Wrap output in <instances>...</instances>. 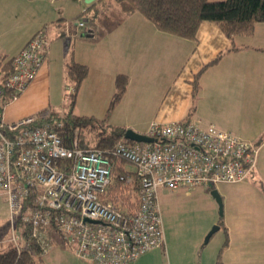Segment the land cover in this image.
<instances>
[{"label":"crops","instance_id":"obj_1","mask_svg":"<svg viewBox=\"0 0 264 264\" xmlns=\"http://www.w3.org/2000/svg\"><path fill=\"white\" fill-rule=\"evenodd\" d=\"M36 1L40 6L45 5L41 18L33 22L30 32L16 46L11 47L6 42L14 39V36L8 37L10 34L1 41L0 62L11 59L44 21L51 22L55 31L49 32L46 55L34 77L16 99L2 107L3 120L12 122L41 115V111H54L49 102H41V97L46 95L43 91L67 101L65 93L71 91L72 84L66 79L65 67L71 60L88 66V74L80 84L76 103L78 96L83 98L86 92L104 97L112 95L115 75L127 74V88L117 104L120 115L115 121L108 117L110 124L142 132L152 120L165 123L190 118L201 124L213 123L218 128L230 130L258 148L256 166L251 175L237 182H219L222 189L219 191L228 203L222 218L227 232V244L223 248L215 244L209 246L208 239L205 240L211 225L219 220L215 203L211 205V197L206 190L212 186L183 185L178 188H187H176L173 194L199 192L196 196L202 195L201 203L206 205L205 200L209 202L207 214L197 217L194 230L187 233L185 228L189 225L182 226L172 208V220L164 244L144 252L132 264H143L155 254L167 264H214L217 253H220L224 264H260L261 258L264 261V226L260 222L264 221V22H257L252 34L235 36L231 40L214 22L202 21L195 39H188L160 31L141 13H124L109 0H84L85 3L90 2L86 3L85 12L89 28L79 34L64 35L63 20L66 19L67 4L71 1ZM101 20L107 22V28L102 32L105 34L96 39L95 31L100 27ZM14 27H8L9 31L1 33L4 36ZM233 44L239 48L226 51L199 73L200 86L193 98L191 82L194 75L218 52ZM163 76L164 85L161 84ZM215 77L225 81L224 101L216 99L219 96L214 89L220 81L216 79L215 82ZM134 82L137 88L133 87ZM209 88L212 93H209ZM230 88L232 91L227 92ZM158 92L161 95H157ZM153 97H161V100L150 114L134 119L132 112L137 108L138 99L149 98L152 103ZM90 98L93 99V96ZM9 105L12 106L7 108ZM89 109L86 112L88 115L99 117L96 112L99 110L93 105ZM102 118L106 119L105 116ZM257 222L256 233L262 235L260 243L254 234H248L252 229L246 225Z\"/></svg>","mask_w":264,"mask_h":264},{"label":"built area","instance_id":"obj_2","mask_svg":"<svg viewBox=\"0 0 264 264\" xmlns=\"http://www.w3.org/2000/svg\"><path fill=\"white\" fill-rule=\"evenodd\" d=\"M86 3L79 4V14ZM84 23L63 22V34H78ZM49 32L47 24L39 27L11 58L0 81V193L9 205L11 224L26 225L44 251L53 230L75 254L95 264H132L164 241L159 187L237 182L254 171L255 145L190 118L152 120L141 132L151 141L121 138L110 149L81 147L76 135L67 144L59 129L62 122L36 124L41 115L4 121L2 107L17 98L44 61ZM120 160L133 164L140 178L134 213H122L106 198ZM120 179L128 182L131 176L125 173ZM17 238L13 234L15 243Z\"/></svg>","mask_w":264,"mask_h":264},{"label":"trees","instance_id":"obj_3","mask_svg":"<svg viewBox=\"0 0 264 264\" xmlns=\"http://www.w3.org/2000/svg\"><path fill=\"white\" fill-rule=\"evenodd\" d=\"M109 3L116 4L124 13H141L144 18L153 23L160 31L188 39H195L196 30L202 21L214 22L231 40L235 36L252 34L255 24L257 22H264V0H109ZM237 48L239 47L233 44L230 48L218 52L211 61L204 64L200 71L194 75L191 82L193 98H195L200 86L198 76L202 69L208 64L216 62L226 51ZM10 61L11 59H6L0 62V81L8 74L11 64ZM87 74L88 66L86 64L72 60L67 62L65 76L67 81L72 84L71 91L65 93L68 102L67 111L63 113L55 111H48V113H46L45 111H41L40 113H43L38 117L35 123L40 124L44 121L53 120L62 122V127H59V129L67 144L71 141L73 136L76 135L78 144L81 147L90 146L84 144V142L79 139L78 134L80 127L91 129L98 125H102L109 129L106 131L105 128H102V131L99 133L104 131L105 134L97 138L92 147L110 149L117 140L124 138L123 133L125 127L123 125L107 124L105 118L98 119L92 115H79L74 112L78 89ZM127 84V74L117 73L115 75L113 80L114 90L108 105V111L121 100L127 88ZM124 140L128 143L133 142L127 138H124ZM126 162L125 160H120V162L116 163L113 169L112 180L106 192V198L112 201L118 209L125 214L134 213L137 210L140 187V178L135 168L126 169L124 166ZM125 173H129L131 176L128 182L124 179H120V176ZM217 223L219 226H222L224 230V240L221 244V248H223L227 244L226 227L223 226V219L221 218H219ZM21 224L20 221H16L13 226H19ZM21 234L23 238L19 239L16 243H9L5 246H1L0 264H42L41 254L46 252L42 248V244H40L37 239L29 236L28 227L26 225H23ZM49 234L52 236H50V244L47 250L54 241V234H58L61 237L58 232L53 230H50ZM164 242L165 239L162 243L151 249L162 246ZM67 246L69 245L67 244ZM69 248L72 250L70 246ZM80 258L95 264L90 259ZM214 264H224L221 260L220 253H217Z\"/></svg>","mask_w":264,"mask_h":264},{"label":"rangeland","instance_id":"obj_4","mask_svg":"<svg viewBox=\"0 0 264 264\" xmlns=\"http://www.w3.org/2000/svg\"><path fill=\"white\" fill-rule=\"evenodd\" d=\"M70 1L71 2L69 4H67L68 9H66L67 11H66V15L64 17L66 19H64L63 21L64 22L70 21L72 24H74L78 20H84V21L87 20L88 15L85 14V12L82 14H79L78 4L85 6L84 0H79V1L70 0ZM72 1H74V2H72ZM44 11H45V5L40 6V4L36 0H0V34L2 35V36H0V44H1V41H4L7 38L8 34H10L8 37L14 36V39H9L6 42L11 47L16 46L22 38L27 36V34L31 30L33 22H35L36 20L41 18V15L43 14ZM44 24H47L48 26L50 25L49 26L50 27V29H49L50 33H51V30H52V32L55 31V27L49 21L48 22L44 21L43 23H41V25L39 27H41ZM11 26H15L13 28L14 30L3 36V34L1 32L2 31H9V30H7V28L11 27ZM88 28H89V25H88V23L85 22L84 25L79 30L84 32ZM106 28H107V22H104V20H101L100 21V27H98L97 31H95L96 39H100L102 37V35L105 34V33L102 34V32L104 30H106ZM78 34H79V32H78ZM90 43H92V42L90 41L89 45H90ZM216 79H218L220 81L218 83V87L217 88L215 87V89H214L216 92V95L219 96L216 99H217V101H221L224 99L225 81L221 77H215L214 78L215 82H216ZM161 84L164 85V76H163V79L161 81ZM162 85H161V89L164 88V87H162ZM133 87L137 88L136 82H134ZM139 89H140V87H139ZM208 91H209V93H212V89L209 88ZM231 91H232V88H230L227 92H231ZM43 92L46 93V95H43L41 97L42 103L46 102L45 104H47L49 102L51 108L54 111H57L58 113H63L65 111H67L68 104H67V101L65 98H63L61 96L53 97V96L49 95L47 92H45V91H43ZM87 93L88 92L84 93L83 98L78 96L77 103H76L75 108H74V112L76 114L88 115V113H86V112H89L90 111L89 107L91 105H93L96 108V110H99V111H96L97 115L99 116L97 118H102L105 116L106 117L105 122L107 124L109 123V121H108L109 118L112 121H115L117 116L120 115L119 114L120 107L117 108V104L110 111L107 110L112 95H108L107 97H104V95L97 96V94L93 95V94H90V93L87 94ZM157 95H161V94L158 92ZM92 96L94 99V103H93V99L90 98ZM61 98H62V102H60ZM160 100H161V97H153L152 103H151V100L149 98L138 99V102L136 104L137 108H135L133 110L132 117L134 119H142L144 116L149 115L150 111L158 104V101H160ZM106 104H107V106H106ZM10 106H12V105L7 106V108H9ZM105 106H106V109H105ZM143 107H147V108H143ZM102 115H104V116H102ZM102 128H105V127L102 125H98V126L91 128V129H89L87 127H80L79 134H78L79 139L82 142H84V144H88V146H92L95 144L97 138H99L101 135L105 134L104 131L102 133H99L100 131H102ZM105 129H106V131H108L107 129H109V128L106 127ZM124 166L126 167V169H133V167H134L133 164H131L130 162H126L124 164ZM210 186H212V187H210V188L205 187V188L211 197V198H209L211 203H212L211 205H214L213 203H215V207H216L215 211L217 212V217L222 219L225 216V208H226V204H228V203L225 202V199H224L222 193L219 191V190L222 191L221 184L217 183V184L210 185ZM161 187H164V188H161ZM161 187L158 188L157 194H158L159 211H160V215H161V219H162V227H163L164 237L167 234L168 226L170 225L171 220H172V216H171V209L172 208H173V211H175L176 219H178L179 223L182 226L189 225V228H187V229L185 228V231L187 233H191L194 230V226L196 225L195 223H197V221H195L197 219V217H203L205 214H207V208H209L207 206H209V202L207 200H205L206 205L201 203L202 200H201L200 196H202V195L196 196V195L200 194L199 192H197L198 194L196 192H193V191L191 193L185 194V195L180 194V193L173 194V192L176 191L177 189L187 188V187H180L177 189H171V187H169V186H161ZM190 187H192V186H190ZM198 187H200V186H198ZM211 188L216 189L217 192L219 193L220 197H221V201H222V212L221 213L218 211V205H217L215 198L210 193ZM222 188H223V190H225L226 187L223 186ZM227 188H228V186H227ZM228 202H231V204H232L231 199H228ZM184 203H186L187 205H185ZM260 222L264 226V221H260ZM217 224H218L217 222L215 224H212L210 229L214 225H217ZM258 224L259 223L257 222V223H253L250 225L249 224H246V225L248 227H251V229H252V231H248V234H250V233L254 234V236L259 239L258 242L260 243V242H262L261 238H262V235H264V233L262 232V235L260 233L259 234L256 233L257 232L256 229L258 228V227H256V225H258ZM23 225L24 224H21L19 226H13L11 224L9 205L5 199V196L0 193V248H1V246H5L6 244H9V243L14 244L15 243L14 240L12 239L13 234L17 235V237H18L17 240L22 239L23 237H22L21 232L23 229ZM210 229L207 231V233L210 231ZM244 236L246 238L248 237V236H246V234ZM53 237H54V241L52 242V245L50 246V248L46 252H43V254H41L42 264H93L92 262H89L87 260H84V259L78 257L69 248V246H67V244L61 239V237L58 234H54ZM223 240H224L223 228H221L219 226L209 236L207 242H208L209 246L215 244V246L218 247L222 244ZM161 251L163 252V249H161ZM259 262H261L260 264H262L264 261L261 258V259H259ZM143 264H167V263H166V261H164V259L161 256H158L155 254L154 256L149 258ZM185 264H189V262L188 263L186 262Z\"/></svg>","mask_w":264,"mask_h":264},{"label":"water","instance_id":"obj_5","mask_svg":"<svg viewBox=\"0 0 264 264\" xmlns=\"http://www.w3.org/2000/svg\"><path fill=\"white\" fill-rule=\"evenodd\" d=\"M123 137L130 139L132 141H151L152 139L144 134H142L139 131H136L132 128H126L124 133H123ZM210 186V185H209ZM211 195L215 198L217 205H218V211L221 213L222 212V201H221V197L219 195V193L217 192L216 189H211L210 190ZM219 227V225H214L210 231L205 235V240H207L209 238V236L213 233V231H215L217 228Z\"/></svg>","mask_w":264,"mask_h":264}]
</instances>
